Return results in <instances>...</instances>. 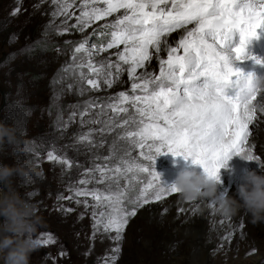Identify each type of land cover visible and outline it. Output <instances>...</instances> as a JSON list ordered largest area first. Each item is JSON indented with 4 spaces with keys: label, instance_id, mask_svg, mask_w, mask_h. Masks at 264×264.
I'll list each match as a JSON object with an SVG mask.
<instances>
[{
    "label": "snow or ice",
    "instance_id": "1",
    "mask_svg": "<svg viewBox=\"0 0 264 264\" xmlns=\"http://www.w3.org/2000/svg\"><path fill=\"white\" fill-rule=\"evenodd\" d=\"M46 2L49 0H38L34 7L38 9ZM50 3L54 10L48 28L56 35L82 34L80 41H64L70 46L73 59L62 68L61 82L71 74L76 90L81 93L111 88L120 82L124 72L130 82V93L121 91L104 105L91 102L83 110L73 111L68 121L71 123L79 116L82 125L85 117L90 123L102 125L80 134L78 140L82 143L91 144L94 131H110L116 140L126 144L123 155L115 143L110 145L109 154L102 157L105 163H95L79 181L80 185L101 184L105 186L104 192L95 186L69 189L75 197L91 196L95 201L91 205L93 230L99 231L102 225L105 233H114L109 237L114 246L107 250L103 264H117L129 219L144 205L177 194L174 186L163 184L155 171L159 155L171 153L190 159L204 173L219 180V170L232 155L247 153L249 161L258 166L264 164V158L254 153L250 140V126L256 124L258 113L264 114V92L252 87L251 73L245 74L233 66V60L243 59L264 63L258 57L246 55L250 38L257 36L258 28H264V0H50ZM18 11L15 9L13 14ZM100 21L104 23L93 28ZM90 28L91 35L101 39V43H91L87 32ZM234 33L239 34V43L235 45ZM44 35H48L47 31ZM109 50L114 51L108 56L100 55ZM94 57L99 59L94 61ZM154 60L158 71L150 70ZM67 88L71 90L73 84L69 83ZM226 89L233 94H226ZM96 108L98 112L93 111ZM60 123L67 127L65 122ZM32 155L30 162L38 163L39 156ZM47 159L71 167L68 159L53 151L47 152ZM143 174L149 177L147 183L135 197L126 198L128 189ZM122 180L127 182L123 188ZM26 195L33 197L37 193L29 191ZM76 203L89 208L87 199H77ZM176 203L177 211H183L180 201ZM205 204L214 206L211 201H200L196 207ZM100 208L104 211L98 212ZM163 211L166 213L167 209ZM36 242L48 246L56 241L51 233L41 232Z\"/></svg>",
    "mask_w": 264,
    "mask_h": 264
},
{
    "label": "rangeland",
    "instance_id": "2",
    "mask_svg": "<svg viewBox=\"0 0 264 264\" xmlns=\"http://www.w3.org/2000/svg\"><path fill=\"white\" fill-rule=\"evenodd\" d=\"M37 3L38 0H0V122L16 127L22 139L28 141L31 147L30 151H19L5 145L3 150H0V155L3 163L14 165L25 162L35 165L41 172L40 177H13L18 191L37 206L39 214L43 217L44 224L37 236L41 232L51 233L56 241L48 246L38 245L30 258V264H103L107 250L114 244L108 241L105 232L103 240L106 242L102 245L87 240L83 231L86 223L84 213L88 209H85L83 204H77L76 200L83 201L92 197H75L69 189L73 187L91 189L95 186L104 192L105 186L101 184L80 185L79 181L95 163H105L102 156L109 154L110 145L115 143L117 150L123 155L122 149L126 144L116 140L114 132L110 131L104 133L94 131L92 143H82L78 140L80 134L88 133L90 129H98L102 125L88 122L87 117L82 125L79 116L72 119L71 123L68 121L73 111L79 112L91 102L104 105L111 103L121 91L130 93L129 81L124 72L120 82L113 87H101L96 91L88 90L82 93L76 90V81L71 74L61 82L62 68L67 67L73 59L71 48L66 46L64 41H80L82 34L67 32L56 35L47 27L54 10L50 0L40 5L38 9L34 7ZM15 9L19 11L13 14ZM107 19L110 21L112 17ZM59 21L60 18L57 17L56 23ZM103 23L104 21L97 22L93 28ZM46 31L47 36L44 35ZM87 32L91 43L102 42L91 35V28ZM255 43L264 55V41ZM113 51L109 50L108 53L100 55L108 56ZM98 59L99 57H94V61ZM69 83L73 84L71 90L67 88ZM226 94L232 95L233 91L226 89ZM93 111L98 112L99 108ZM108 115H111L110 109ZM257 115L260 122L256 124L264 123V114ZM99 119L103 120L105 117ZM60 121L65 122L67 127L63 128ZM251 129L252 134L253 128ZM250 140L254 143V153L264 158V136ZM48 151L68 159L71 167L49 161ZM33 153L39 156L38 163L30 162L33 160ZM170 161L169 153L159 155L155 160V171L160 174L161 182L165 185L172 184L176 177L174 172L168 170ZM188 162L191 163V160ZM248 168L259 171V166L253 161H250ZM148 179L146 174L140 175L138 181L128 189L126 198L135 197ZM126 183L122 180L121 188ZM29 191H35L37 195L28 197L26 193ZM227 194L236 196L233 190L227 191ZM58 196L63 198L58 199ZM69 197L72 199H68ZM61 208L65 211H61ZM99 211L104 209L100 208ZM239 213L241 214L235 215L229 222L231 223L229 232L211 237L213 244L210 245L211 242L208 244L211 249L208 256L210 261L213 260L212 264H218L217 257L221 259L220 264H227L230 261L235 262L230 264H252L256 258H260V264H264V223H252L247 213L243 210ZM138 214L139 209L136 215ZM2 219L0 217V220ZM196 233L198 238L195 237L191 243L194 254L195 249L203 250L207 244H202L206 240L205 232L197 230ZM181 239L178 241L179 245L184 244V239ZM120 247L117 264H162L163 256L178 255L173 249L167 252L159 246L152 255L142 254V251L134 250L132 247L125 249L121 244ZM200 250L196 255L193 254L194 264L202 259ZM61 252L64 255H61Z\"/></svg>",
    "mask_w": 264,
    "mask_h": 264
},
{
    "label": "bare ground",
    "instance_id": "3",
    "mask_svg": "<svg viewBox=\"0 0 264 264\" xmlns=\"http://www.w3.org/2000/svg\"><path fill=\"white\" fill-rule=\"evenodd\" d=\"M172 36L175 37L176 33H173ZM260 40L264 41V28H258L257 36L250 38L246 45V55L264 60V55L255 43ZM238 43L239 34L234 33L233 45ZM233 66L241 69L245 74L251 73L255 76L264 75V63H256L253 59L233 60ZM150 70H158L155 60L152 62ZM128 83L130 85V82ZM258 122H260V117H258L256 123ZM260 124L251 126L253 132L250 139L261 138L264 136V123L261 122ZM169 154L171 156V161L169 162L168 170L174 172L175 175L183 169L203 172L200 165L189 163L188 160H185L182 156L174 157L171 153ZM248 164H250V161L243 160L239 155H232L231 158L227 160L225 167L219 170L220 184L218 185V191L224 192L225 190H233L237 193L238 185L242 183L244 172L249 170ZM170 181H172V179ZM177 200L180 201V206L183 211H177ZM88 202L89 208L84 213L86 223L84 224L85 229L83 233L87 240L91 241L90 243L93 242L96 245H102L106 242L104 241L105 239L103 240L104 231L102 225L99 231L93 230L91 205L94 204L95 201H93L92 198H89ZM199 202L200 201L192 203L185 202L180 199L177 194H172L164 198L162 201H153L148 205H144L139 209L138 215L140 216L135 215L129 219V223L126 225L122 234L120 244L124 246L123 248L125 249L132 247L134 250L142 251V254L148 253L150 255L156 251L157 246L167 252L173 249L178 255L176 254V257L163 256L162 264H194V255H196V253H198L197 251L200 249H195L196 253L194 254V249L191 243L198 235V233H196L197 230H200L205 232L204 238H206V240L204 239L205 242H202V244H207L204 247L206 250H200L202 259L201 261L196 262V264H212L213 260L210 261V256H208V252L211 250L210 245L213 244L211 242V237L219 235L222 232L223 234L224 232H229L231 226V223L229 222H231L235 215L224 217L215 211V204L211 207L208 204L196 207ZM164 209H167L166 213L163 211ZM239 214L241 213H237L236 215ZM147 221H150V223H147ZM110 235H114V233H107L108 241L113 243L109 238ZM181 238L184 239V244L182 243L179 245L178 241ZM209 242H211L210 245H208ZM195 247L196 245H194V248ZM216 259L217 263L220 264L219 262H221V259H219V257ZM230 263L235 262L230 261L227 264ZM252 264H260V258L254 259Z\"/></svg>",
    "mask_w": 264,
    "mask_h": 264
},
{
    "label": "clouds",
    "instance_id": "4",
    "mask_svg": "<svg viewBox=\"0 0 264 264\" xmlns=\"http://www.w3.org/2000/svg\"><path fill=\"white\" fill-rule=\"evenodd\" d=\"M250 83L257 92H264V75L252 74ZM8 145L19 151H30L28 141L19 130L0 122V150ZM239 156L246 161L247 153ZM35 165L21 162L14 165L0 162V264H30L37 249L36 237L44 224L37 206L25 199L14 185L13 177H40ZM220 180L204 172L180 170L173 183L180 199L185 202L208 200L216 205L215 211L231 217L243 210L252 223H264V164L259 171L247 170L238 185L236 196L218 191Z\"/></svg>",
    "mask_w": 264,
    "mask_h": 264
},
{
    "label": "built area",
    "instance_id": "5",
    "mask_svg": "<svg viewBox=\"0 0 264 264\" xmlns=\"http://www.w3.org/2000/svg\"><path fill=\"white\" fill-rule=\"evenodd\" d=\"M0 162H3L2 158H1V155H0Z\"/></svg>",
    "mask_w": 264,
    "mask_h": 264
}]
</instances>
